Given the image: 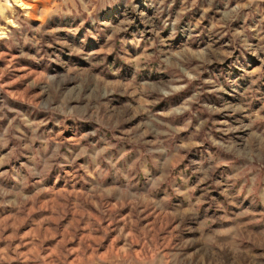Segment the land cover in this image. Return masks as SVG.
<instances>
[{
	"label": "rangeland",
	"instance_id": "374dc122",
	"mask_svg": "<svg viewBox=\"0 0 264 264\" xmlns=\"http://www.w3.org/2000/svg\"><path fill=\"white\" fill-rule=\"evenodd\" d=\"M0 264H264V0H0Z\"/></svg>",
	"mask_w": 264,
	"mask_h": 264
}]
</instances>
